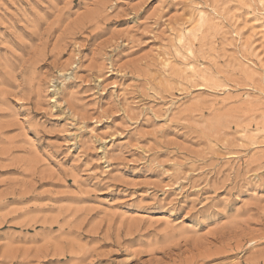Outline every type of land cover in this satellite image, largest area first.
I'll return each mask as SVG.
<instances>
[{
    "label": "rangeland",
    "instance_id": "1",
    "mask_svg": "<svg viewBox=\"0 0 264 264\" xmlns=\"http://www.w3.org/2000/svg\"><path fill=\"white\" fill-rule=\"evenodd\" d=\"M0 264H264V0H0Z\"/></svg>",
    "mask_w": 264,
    "mask_h": 264
},
{
    "label": "bare ground",
    "instance_id": "2",
    "mask_svg": "<svg viewBox=\"0 0 264 264\" xmlns=\"http://www.w3.org/2000/svg\"><path fill=\"white\" fill-rule=\"evenodd\" d=\"M201 18H203V16H201Z\"/></svg>",
    "mask_w": 264,
    "mask_h": 264
}]
</instances>
